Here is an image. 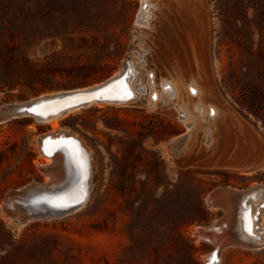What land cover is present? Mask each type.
Segmentation results:
<instances>
[{"label":"rangeland","instance_id":"rangeland-1","mask_svg":"<svg viewBox=\"0 0 264 264\" xmlns=\"http://www.w3.org/2000/svg\"><path fill=\"white\" fill-rule=\"evenodd\" d=\"M184 1L147 0L145 26L135 22L141 0H0V106L102 83L127 59L148 89L58 118L57 130L91 153L89 196L68 214L20 226L0 209V264H208L216 244L197 228L224 211L207 195L264 185V0ZM150 72L157 89L167 79L178 91L152 108ZM196 102L205 113L195 111L188 129L176 105L192 111ZM57 130L31 116L0 123V203L10 189L46 180L37 137ZM184 132L173 150L168 141ZM249 152V166L229 164ZM216 256L215 264H264V244L227 245Z\"/></svg>","mask_w":264,"mask_h":264},{"label":"bare ground","instance_id":"bare-ground-1","mask_svg":"<svg viewBox=\"0 0 264 264\" xmlns=\"http://www.w3.org/2000/svg\"><path fill=\"white\" fill-rule=\"evenodd\" d=\"M146 1L141 0L135 20L136 24L149 25L147 22L149 3ZM178 1L181 5L185 2L184 0ZM122 76V79L111 83L114 79ZM139 78L138 65L133 60L127 59L115 75L102 83L81 89L45 94L23 102L1 105L0 123L12 118L9 114L24 110L16 117L31 116L38 122L48 121L53 130H57L59 117L83 106H90L94 103L125 104L137 100L142 91L141 88L136 89ZM163 81L165 82V80ZM109 82L110 85L107 84ZM98 88L99 90L94 92ZM45 96H50L49 100L38 102ZM84 100L89 101L76 104ZM154 104L151 102L148 108H152ZM189 127L187 126V128ZM176 138L174 137L173 140ZM37 145L39 152L46 156L43 158L44 165L39 166L44 172L45 178L47 177L43 182L45 186L43 196H46V205L69 207L79 202L82 203L80 206L83 205L89 196L91 153L87 152L75 137L63 130L48 132L37 137ZM263 198L264 185L262 184L242 190L229 186L219 187L207 195L206 201L210 208L224 211L222 218L215 222V225L220 228L223 239L218 244L215 243L214 253L207 255L208 263L218 260L216 255L224 246L257 247L264 244V233H262V229H258L256 223L259 221V215L264 212ZM38 199H41L40 196ZM259 202L261 203L258 208H254ZM262 219L264 216L261 217ZM199 228L201 227L197 229L199 230Z\"/></svg>","mask_w":264,"mask_h":264},{"label":"water","instance_id":"water-1","mask_svg":"<svg viewBox=\"0 0 264 264\" xmlns=\"http://www.w3.org/2000/svg\"><path fill=\"white\" fill-rule=\"evenodd\" d=\"M122 77L114 79V81H118L122 79ZM106 83V82H105ZM110 82L107 83L108 85L111 84ZM107 86V85H106ZM101 89V88H100ZM98 89H95V91H98ZM50 96H45L44 99L38 100V102H42L45 100H49ZM90 100V99H89ZM89 100H84L80 101L79 103L76 104H81V103H86ZM24 110L22 111H16L14 113L9 114L11 117H16L19 114H21ZM10 119V118H9ZM187 136V133H183L180 135H177L175 140L171 138L168 141L169 146L173 150L179 149V147L183 144ZM252 160L248 161H231V164H239L242 166H249ZM44 184L43 183H37V182H31L26 185H22L18 188L10 189L8 190L1 203H0V209L2 215L7 219L9 222H13L16 226L20 225H25L30 221L33 220H46L50 218H55L59 216H63L65 214H68L74 210H76L81 202L75 203L73 205H70L69 207H50L46 205V196H43L44 191ZM214 191V190H213ZM212 192V191H211ZM54 194V193H53ZM42 199H38V197ZM37 197V198H36ZM216 222V221H215ZM215 222L210 224L208 227H202L199 228V237L209 240L213 243L218 244L223 237L220 234V228L215 225ZM210 264V263H208Z\"/></svg>","mask_w":264,"mask_h":264},{"label":"flooded vegetation","instance_id":"flooded-vegetation-1","mask_svg":"<svg viewBox=\"0 0 264 264\" xmlns=\"http://www.w3.org/2000/svg\"><path fill=\"white\" fill-rule=\"evenodd\" d=\"M152 6L155 7V5L151 2ZM153 7H152V13L151 16L153 15ZM150 16V17H151ZM150 26V25H149ZM135 53H137V51H134ZM144 61V60H142ZM145 62V61H144ZM143 78L144 76H141L139 78L140 84L139 86L136 87L137 88H141L142 91L139 95V98L146 94L148 92L147 89V84L143 83ZM165 80V82L163 81ZM154 73L150 72L148 73V84L151 85V90L149 92V96H148V102H147V106L149 104H151V102H153V104L158 103L159 101L161 102H167L169 97H175L177 95V90H176V85L171 81L167 79H162L160 81L161 83V90L157 89L154 85ZM187 88H188V93L191 96L194 97H198L201 94V87L200 85L197 83L196 80H191L188 84H187ZM197 88V90H196ZM163 91L166 93L164 94ZM152 93V94H151ZM138 98V99H139ZM213 106V107H212ZM176 108L179 111L180 117H184L185 118V124L187 126H191L193 124L194 119L196 118V113L195 111L202 116L205 113V106L203 104H200L199 102H196L193 104V110L190 111L188 105H183L182 107H180L178 104L176 105ZM206 112L207 115L209 117L215 118L218 115V109L214 106L209 104L206 108ZM190 118V122H187L186 119ZM204 119V117H202ZM207 131L209 132V129H207Z\"/></svg>","mask_w":264,"mask_h":264},{"label":"crops","instance_id":"crops-1","mask_svg":"<svg viewBox=\"0 0 264 264\" xmlns=\"http://www.w3.org/2000/svg\"><path fill=\"white\" fill-rule=\"evenodd\" d=\"M190 128V127H189ZM188 128V129H189ZM247 156H249V157H247L246 158V155H245V158H241V159H233V160H235V161H241V162H243V161H248V160H252V158H253V155L249 152V154L247 155ZM229 164H231V163H229ZM233 165V164H232Z\"/></svg>","mask_w":264,"mask_h":264}]
</instances>
